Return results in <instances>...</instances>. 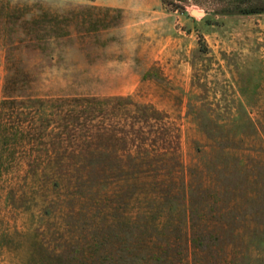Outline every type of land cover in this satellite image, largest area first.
Listing matches in <instances>:
<instances>
[{
    "label": "rangeland",
    "instance_id": "374dc122",
    "mask_svg": "<svg viewBox=\"0 0 264 264\" xmlns=\"http://www.w3.org/2000/svg\"><path fill=\"white\" fill-rule=\"evenodd\" d=\"M104 1L0 0V264H264V0H160L130 93Z\"/></svg>",
    "mask_w": 264,
    "mask_h": 264
},
{
    "label": "crops",
    "instance_id": "0c3cea01",
    "mask_svg": "<svg viewBox=\"0 0 264 264\" xmlns=\"http://www.w3.org/2000/svg\"><path fill=\"white\" fill-rule=\"evenodd\" d=\"M100 5L120 8L125 15V22L122 26V29L126 35V43L122 45V48H120L119 51H117L115 49V46L112 45L114 53H112V55L106 62L107 66L119 68L117 72L114 71V75L120 77V82L127 83V86L125 87L126 93L132 92L129 83L140 79L142 75L154 73V71L152 70V67L154 66L161 65V68L164 70L166 69V64L168 67L169 65L171 66L175 63L177 66V70L180 67H186L187 63L185 62V58H182L181 60L176 58V62L173 59L170 61V64L167 63L168 56L171 55L174 51L170 52V50H168L166 46L153 47L150 50L139 48L138 45L132 46L133 39L131 38V36L134 33H131L130 31L133 25L137 24L139 25V27L141 25L144 29V23L146 20H149V18H151L149 17L151 14L153 16H156L157 19L169 15L168 13H165L164 10L159 9L161 5L160 0H106L104 2H101ZM138 18H141L142 20H139ZM161 24V21L156 23L157 29L162 27ZM142 27L140 28L141 30H143ZM181 50H183V48ZM136 60L141 61V63H143L144 65L142 74L134 71V66H136L138 62H136ZM164 75L167 76L168 73L166 72V74ZM177 75L178 73H176V76ZM171 77L172 76H170V78ZM177 80H180V78H178Z\"/></svg>",
    "mask_w": 264,
    "mask_h": 264
},
{
    "label": "trees",
    "instance_id": "16d2710c",
    "mask_svg": "<svg viewBox=\"0 0 264 264\" xmlns=\"http://www.w3.org/2000/svg\"><path fill=\"white\" fill-rule=\"evenodd\" d=\"M177 1H181V0H177ZM173 2H175V0H173ZM173 2H171L170 4H173ZM176 7H177V9H178V8H183V7H182L181 5H179V4H177ZM250 11H252V12H257L258 9H257L256 7H253V8H250Z\"/></svg>",
    "mask_w": 264,
    "mask_h": 264
}]
</instances>
